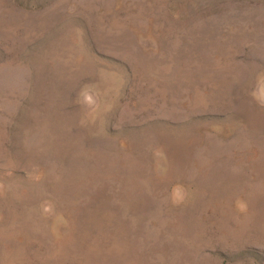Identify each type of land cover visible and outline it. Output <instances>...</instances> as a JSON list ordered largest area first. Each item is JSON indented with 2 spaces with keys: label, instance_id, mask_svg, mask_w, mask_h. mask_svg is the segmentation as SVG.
<instances>
[{
  "label": "rangeland",
  "instance_id": "1",
  "mask_svg": "<svg viewBox=\"0 0 264 264\" xmlns=\"http://www.w3.org/2000/svg\"><path fill=\"white\" fill-rule=\"evenodd\" d=\"M0 264H264V0H0Z\"/></svg>",
  "mask_w": 264,
  "mask_h": 264
}]
</instances>
